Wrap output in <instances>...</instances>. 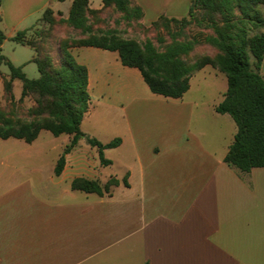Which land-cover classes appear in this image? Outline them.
Listing matches in <instances>:
<instances>
[{
	"label": "crops",
	"instance_id": "crops-1",
	"mask_svg": "<svg viewBox=\"0 0 264 264\" xmlns=\"http://www.w3.org/2000/svg\"><path fill=\"white\" fill-rule=\"evenodd\" d=\"M72 1L0 0L1 50L46 8L66 18ZM131 3L143 13L137 23L149 27L161 15L186 16L190 0ZM88 7L100 10L103 2L89 0ZM79 51L87 61L76 59ZM70 52L88 70L90 104L81 130L102 143H120L103 150L111 163L102 169L110 173L100 179L67 159L80 139L59 175L56 162L50 167L55 176L44 186V177L9 174L8 152L23 139H0V264H264V167L242 172L224 161L236 128L229 114L215 110L226 90L215 80L219 70L205 65L191 75L188 90L172 98L151 92L115 50L78 46ZM260 73L264 78V56ZM8 75L9 69L0 71L1 92ZM100 86L118 89L112 110H95L93 101L105 93L99 98L92 90ZM66 135L61 151L71 137ZM67 167L77 173L55 182ZM75 177L101 183L115 177L119 183L98 195L72 189Z\"/></svg>",
	"mask_w": 264,
	"mask_h": 264
},
{
	"label": "trees",
	"instance_id": "trees-1",
	"mask_svg": "<svg viewBox=\"0 0 264 264\" xmlns=\"http://www.w3.org/2000/svg\"><path fill=\"white\" fill-rule=\"evenodd\" d=\"M102 2L103 8L112 7L127 18L138 20L143 14L141 8L133 5L131 0ZM88 3L89 0H73L68 16L60 18L72 28L79 29L80 35L60 43L63 59L58 66L48 54L41 53L35 42L26 41L25 34L30 28L17 32L11 38L35 51L32 61L37 65L38 78H28L22 66H15L1 54L5 35L0 29V62L7 64L9 69L8 77L3 79V90L13 103V81L18 79L21 81L19 100L32 95L35 102L29 109V120L14 118L0 108V139L14 137L31 143L41 130H47L54 136L70 135L69 142L56 161V175L64 167L65 155L82 138L97 148L101 164L109 165L111 161L103 156V150L119 145L120 138L102 143L81 130V121L90 104L88 70L70 52L71 47L95 46L117 51L124 66L139 70L151 92L165 97H181L189 88L191 75L205 65L224 73L227 89L215 110L229 114L236 125L234 139L224 161L242 172H249L253 167H264V78L260 73L264 56V7L261 8L264 0H190L186 16L167 18L161 15L153 21L151 24L154 25L160 21H173L186 26L195 19L198 25L213 30V35L206 36L204 41L215 47L217 52L214 55H200L191 63L186 57L196 43L192 38L178 40L172 36L171 42L163 50H158L151 40L141 44L112 31L95 33L89 19L99 10L90 9ZM196 11L201 12V18H196ZM53 14L52 9L46 8L41 18L52 25L55 23ZM56 14L62 16L61 12ZM123 182L127 184L126 178ZM118 183L115 177H110L104 183L97 179L75 177L71 181V188L103 195Z\"/></svg>",
	"mask_w": 264,
	"mask_h": 264
},
{
	"label": "rangeland",
	"instance_id": "rangeland-1",
	"mask_svg": "<svg viewBox=\"0 0 264 264\" xmlns=\"http://www.w3.org/2000/svg\"><path fill=\"white\" fill-rule=\"evenodd\" d=\"M263 7L264 6L262 5L261 8ZM52 16L55 20L54 24L50 25L45 19L39 18V20H37V22L33 24L25 34V39L27 42H35V44L39 46L41 53L48 54L52 62L58 66L62 63L63 59L60 43L67 38L79 37L80 30L74 29L61 21L60 18H63L62 16H59L58 14H53ZM40 17L42 16L40 15ZM196 18H201V12L196 11ZM89 20L95 33L112 31L122 38L134 39L141 44L146 40H151L158 50H163L164 47L171 42L172 36L176 37L178 40L192 38L196 43L192 51L186 57V60L189 63L193 62L200 55H214L217 52L215 47L204 41L206 36L213 35V30L204 25H198L197 20L195 19H192V22L186 26L173 21H160L156 25L151 24L149 27H144L137 23L136 19L127 18L125 17V14L112 7H105L99 10L98 13H93ZM262 30H264V28ZM1 54L10 60L15 66H20L21 63H25L22 70L28 78L33 79L39 77L37 65L32 61L34 51L31 47L17 44L13 40H8L2 48ZM75 57L79 61H87L85 55L80 51L75 53ZM0 71L8 73L7 64L1 62ZM138 74L141 76L140 73ZM215 74H217L215 77L217 84L224 81L227 89L225 74L220 71H215ZM140 80L142 84L146 85L142 79ZM195 81L196 80L194 79L193 85ZM13 89L14 94L17 96L13 94L12 90L14 102L11 103L4 90L1 92L0 85V108L14 118L29 120L31 118L29 115V109L35 105L34 97L28 95L24 99L19 100L20 95L18 94L21 89L20 81L15 82ZM117 91V88L111 86L94 87L92 90L94 96L99 95L100 98V92L105 93L104 98H100V102L97 103L95 100L93 101V106L97 105L95 110L108 111L118 105L117 100H120L118 97L120 95ZM84 127L86 128L87 126L85 125ZM66 137V134L55 137L49 131L42 130L35 144H29L21 140L20 142L22 143L20 146H16L8 152L11 164V167H9L8 170L9 174H13L18 178L35 179L36 177H44L45 180L42 184L48 186V184H51V182L48 183V176L54 175L53 172H50V167L54 165L59 158L58 155L60 156L62 153L63 150L61 151L60 145ZM67 159L73 161L75 165L77 164L80 166L77 169H83V173L85 175H90L91 177L94 176L103 179L108 173H110L107 172L109 169H106L105 171L102 169L104 165L102 166L100 162L99 153L96 147L89 145L85 138L81 139L80 145L73 151L71 159L69 157ZM35 162L40 164V171H34ZM116 166L114 167L115 171L118 169ZM75 170L76 169L67 167L60 179H56L55 182H65L71 175H73V173H77Z\"/></svg>",
	"mask_w": 264,
	"mask_h": 264
}]
</instances>
